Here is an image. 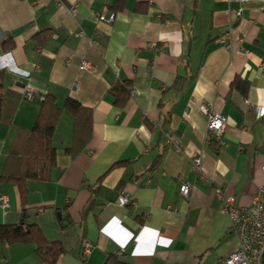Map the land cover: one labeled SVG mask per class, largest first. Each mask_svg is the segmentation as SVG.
Instances as JSON below:
<instances>
[{"label":"crops","instance_id":"crops-1","mask_svg":"<svg viewBox=\"0 0 264 264\" xmlns=\"http://www.w3.org/2000/svg\"><path fill=\"white\" fill-rule=\"evenodd\" d=\"M112 1L0 0V42L14 41L0 48V68L5 90L19 95L12 121L0 123V172L40 105L20 92L29 71L38 93L92 112L91 137L73 157L65 153L73 118L61 112L51 177L26 184V221L65 248L55 264H212L236 243L215 187L247 206L264 181V0H125L112 21L99 20ZM82 61L91 67L80 70ZM237 77L244 92L231 85ZM124 80L131 95L117 106L107 91ZM201 104L226 117L222 143L206 142ZM195 156L200 172L191 169ZM1 195L0 224L19 222L17 187L2 182ZM38 262L31 244L0 243V264Z\"/></svg>","mask_w":264,"mask_h":264},{"label":"trees","instance_id":"trees-1","mask_svg":"<svg viewBox=\"0 0 264 264\" xmlns=\"http://www.w3.org/2000/svg\"><path fill=\"white\" fill-rule=\"evenodd\" d=\"M124 3L125 0H113L109 8L115 14L123 8ZM45 33H48L47 37H50L52 31ZM38 35L35 37L39 38ZM39 44H42L40 40ZM13 47L14 41L11 36L3 38L0 42V48L4 52L11 50ZM183 81L184 77L177 75L171 87L178 90L181 88ZM231 85L236 86L242 92L246 88V83L238 77L234 79ZM107 94L111 97L113 104L117 106L124 105L131 95L130 81L124 80L112 83ZM18 98L17 93L5 90L4 72L0 68V123H10L12 121ZM63 110H67L73 118L71 144L65 149V153L71 157L79 153L91 137V109L81 105L71 97H66L60 107L53 95L45 93L42 101H40L32 127L17 135L0 172V183L9 182L17 187L22 206L19 222L0 224V243L31 244L39 258L37 264H55L58 257L65 252L61 240L46 238L37 224L26 221L25 212L27 181L49 180L51 171L56 164V151L52 138ZM215 140L217 139H211L210 143ZM159 160L160 155L151 163L148 170L153 169ZM117 164H119L118 161L113 163L112 166ZM262 264H264V258H262Z\"/></svg>","mask_w":264,"mask_h":264},{"label":"built area","instance_id":"built-area-1","mask_svg":"<svg viewBox=\"0 0 264 264\" xmlns=\"http://www.w3.org/2000/svg\"><path fill=\"white\" fill-rule=\"evenodd\" d=\"M71 13V9H69ZM114 14L106 16L104 13L99 14V20L111 21ZM82 35V30L77 32ZM54 36V35H52ZM91 67L88 61H82L79 65L80 70L89 69ZM24 80L20 86L22 96L28 100L42 101L44 94L38 93L32 85L31 73L23 72ZM257 108V107H255ZM199 110L206 117V142L210 143L215 138L222 143L221 134L226 124V117L221 113L214 111L207 105L201 104ZM257 113L259 111L257 110ZM167 142L177 147L174 137L170 132L165 133ZM201 157L195 156L191 159V169L195 172L201 171ZM262 174H264V165L261 166ZM191 184L183 181L179 186L180 194L188 198L191 191ZM214 191L221 199L220 212L229 217L228 232L234 235L236 239L235 246L227 255L218 257L212 264H262L264 258V181H262L256 190L250 205H237L235 197L228 194L224 188L215 187ZM129 202V196L125 191H121L117 197L119 205H125ZM8 203L5 195L0 196V204L6 206ZM91 251V245L83 241V255H88Z\"/></svg>","mask_w":264,"mask_h":264}]
</instances>
